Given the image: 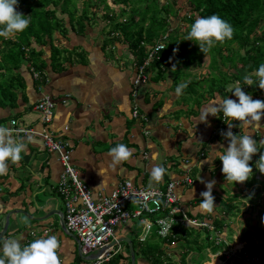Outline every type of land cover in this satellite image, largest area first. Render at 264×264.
<instances>
[{
	"label": "crops",
	"instance_id": "1",
	"mask_svg": "<svg viewBox=\"0 0 264 264\" xmlns=\"http://www.w3.org/2000/svg\"><path fill=\"white\" fill-rule=\"evenodd\" d=\"M91 48H88L87 60L84 59V64L79 68L69 69L66 63L63 72L54 73L50 68L46 70L47 74L41 76L46 77L47 86H40V77L37 81L29 76L23 88L17 87L16 103L0 105V119L22 113L24 121L41 129L34 105L48 94L55 100L54 118L49 130L57 139L65 140L72 146L73 164L94 197L109 193L118 181L125 178L136 184L156 187L166 182V175L168 181L179 180L185 172L191 174L195 170L196 183L192 187L177 185L176 193L183 207L193 214L205 215L206 211H202L197 204L200 193L206 190L205 182L215 180L214 190L221 187V179L215 173L217 160L208 159L211 157L210 150L218 148L223 152L230 139L223 135L212 137L216 116L209 114L203 120L202 114L213 99L200 107L198 115L187 113L193 104L185 102L184 96L188 93L184 90L182 95L175 94L174 67L169 68L160 81L151 80L141 84L135 88V92V66L131 58L125 63L126 69H112L93 58ZM102 50L100 45L98 52ZM78 63H74V67ZM22 70H26L24 66ZM182 81L185 80L181 79L179 83ZM150 84L155 85L154 89L149 90ZM159 84L161 87L158 89ZM164 85L166 88L162 87ZM233 87L230 85V88ZM214 99L219 100L220 96L217 94ZM158 100H162L161 105L156 104ZM135 107L140 111L139 118L132 116ZM238 123L236 120L233 122L231 131L242 135V127L236 128ZM16 138H22L25 149L21 159L15 163L9 162L7 173L0 176V227H4L6 214L12 211L8 230L1 239L16 238L23 246L34 239L56 235L60 241L58 255L62 264H84L85 260L78 254L77 241L63 229L58 215L52 214L45 220L36 219L45 217L57 208L65 211L60 207L63 200L55 197V194H59L57 184L62 171L58 156L47 152L39 136ZM118 143L127 145L132 155L113 166L108 150ZM202 143H206V148L199 153ZM144 152H147V157ZM155 165H162L166 169L159 183L150 178V171ZM99 170H102V174ZM140 223L144 226L143 222ZM46 227L50 231L44 235ZM134 229L135 226L128 228L124 237H133ZM32 231H35V235L31 234Z\"/></svg>",
	"mask_w": 264,
	"mask_h": 264
},
{
	"label": "trees",
	"instance_id": "2",
	"mask_svg": "<svg viewBox=\"0 0 264 264\" xmlns=\"http://www.w3.org/2000/svg\"><path fill=\"white\" fill-rule=\"evenodd\" d=\"M16 9L27 15L30 23L25 30L13 38L0 37V105L2 106L16 103L17 87L23 88L28 77H32L34 72L40 74L41 81L34 76L33 78L37 79L41 86L47 83L46 77L41 75L47 74L46 70L48 71L49 68L54 73H60L66 69L65 61H69L72 65L80 62L79 60L84 62V58L77 60L74 57V55L82 57L83 54V52H77L79 48L77 37L87 36V28L95 24L99 35L103 37L101 39L103 50L109 46L121 45L124 50L130 51L131 62H137L136 64H142L148 57L149 48H153L161 37L167 34L165 47L155 55L148 67V71L152 73L149 81H160L165 77L168 69L175 65L174 87L181 79L188 82L184 91L189 96L186 94L184 97L186 103L193 104L187 110L189 114L198 115L200 107L216 98L217 94L220 99L228 96L238 100L232 92H229L230 85L242 86V89L253 99L264 100V90L258 85H243V76L252 74L260 63H264V0H19ZM214 13L227 20L234 32L231 39L217 42L207 53H203L194 41L192 44L183 41V38L178 36V28L171 27L170 22L176 17L180 19V15L190 26L197 17ZM60 36H64L73 43V48L69 52L74 54L70 58L64 55L68 47L63 44L57 46L54 43L55 37L60 38ZM169 41L172 42L171 46ZM75 45L78 46L74 47ZM181 45L189 55V57H183V60L188 59L185 63L187 68L195 63L198 67H202L203 58L208 56V73L205 76L191 78L188 72H177L182 65L180 62L182 56L175 51ZM84 50L88 52V49ZM109 53L112 57L113 53ZM22 66L26 70H22ZM157 102L156 104H162V100ZM22 116V113H19L0 119V124L11 118L24 121ZM222 118V112H217L212 137L222 135V132L214 134L215 128L220 125L223 132L226 131L228 125ZM261 119L264 120V116ZM260 123L258 130L252 129L249 132L256 139L261 151H264V144H261L264 140V122L261 120ZM236 128L239 127L236 126ZM16 137H24V135H14V138ZM202 144L199 153L205 150L206 143ZM259 155L260 152L253 154V160L249 162L253 165L252 173H249V178L252 179L249 183L244 181L249 192V201L241 200L239 192L221 194L222 197L217 200L215 194H220L221 189L212 191L214 206L224 202L228 213L236 216L239 221L242 218L243 224L247 227L240 237L243 246L237 252L238 255L222 258L226 264H246L245 254L249 257L258 255L264 259V176L255 167V161ZM191 175L196 183L195 170H192ZM165 177L166 182L156 187L164 188L170 182L167 175ZM194 183L184 186L192 187ZM256 191H261L262 194L253 208L251 200L255 197ZM197 200L199 205L201 197ZM233 200L249 203L246 209L249 215L241 217V208L231 204ZM178 203L183 207L180 201ZM168 212L166 210L148 216L156 223L158 217L165 216ZM188 214L198 216L191 211H188ZM199 216L213 220L216 229L224 238L220 243L216 242L207 228L190 224L173 223L171 233L166 237H162L158 233V228H155L145 240L137 238L139 230L136 228L133 230L135 238L131 237L136 264L139 259L146 264H187L188 255L194 252L200 255V260H196V263L202 264V260L207 256V249L211 248L217 252L219 249L223 250L231 246L224 231L226 228L234 231L232 223H225L215 207L212 212ZM176 243L179 251L170 248ZM126 247V252L129 254V247ZM122 252L116 255L120 256ZM116 255L105 264H119L115 262ZM78 259H80L79 256ZM248 264H264V262Z\"/></svg>",
	"mask_w": 264,
	"mask_h": 264
},
{
	"label": "built area",
	"instance_id": "3",
	"mask_svg": "<svg viewBox=\"0 0 264 264\" xmlns=\"http://www.w3.org/2000/svg\"><path fill=\"white\" fill-rule=\"evenodd\" d=\"M167 36V34L163 35L153 48H149L148 57L142 64L134 63V91L139 85L149 81L148 67L155 55L165 47ZM33 76L38 79L39 73L34 72ZM34 109L39 114L41 129L17 118H11L0 126L8 127L13 136L21 134L28 139L39 136L47 152L58 156L62 171L57 190L65 206L66 228L78 237L83 255L98 253L96 258L85 260L84 264H105L121 252L122 245L117 236V229L119 225L128 223L132 218L144 224V232L139 235L140 240H145L155 228H158V233L162 237H166L171 233L173 223H180L207 228L215 237L216 242L220 243L221 240H218L220 232L216 229L212 219L190 216L188 211L178 203L177 185L190 186L194 183L189 172H185L182 179L170 181L164 188L138 185L125 178L118 181L109 193L94 197L72 163V150L70 149L72 146L65 140L57 139L49 130L54 118L55 100L45 94L35 103ZM132 116L139 118L140 111L137 107L133 109ZM220 132H223L221 125L215 128L214 134ZM144 155L147 157V152H144ZM152 192L159 194V206L155 203L157 197H154ZM166 210L169 211L168 214L158 217L156 223L148 216ZM49 231L50 228L46 227L43 234L47 235ZM31 234L35 235V231ZM221 253L229 258L236 255V250L230 246ZM245 259L248 263L264 262V259L259 256L249 257L245 254Z\"/></svg>",
	"mask_w": 264,
	"mask_h": 264
},
{
	"label": "clouds",
	"instance_id": "4",
	"mask_svg": "<svg viewBox=\"0 0 264 264\" xmlns=\"http://www.w3.org/2000/svg\"><path fill=\"white\" fill-rule=\"evenodd\" d=\"M18 3L19 0H0V37L4 39L15 37L30 23L27 15L17 11ZM233 32L232 25L214 13L197 17L183 39L194 41L203 53H207L217 42L231 39ZM173 67L175 68V65ZM187 83V81H182L175 87L174 91L177 96L182 95ZM243 85H258L260 89L264 90V63H260L252 74L243 76ZM229 92H232L238 100L228 96L219 100L213 99L211 105L202 115L204 116L203 120H206L209 114L217 116V112H222V119L228 125V130L222 132V135L230 139L227 148L223 147L224 151L219 156V160L222 161L221 171L226 182H244L249 178V173H252L253 165L249 162L253 160V154L257 152H260V155L255 161V167L264 173V151H261V147L257 145L251 132L237 136L231 131V128L234 126V120L250 128H259L261 117L264 116V100L253 99L242 89V86L230 88ZM261 144H264V140L261 141ZM24 149L25 144L22 142V138H14L8 127L0 126V176L7 173L9 162L15 163L21 159ZM108 155L111 164L116 166L128 160L132 153L127 145L118 143L109 148ZM208 159L216 158L213 155ZM99 172L102 174V170ZM165 172L166 169L162 165H155L150 171V178L159 183ZM214 184L215 180L205 182L206 190L200 193L199 208L202 211H213L215 204L212 189ZM152 195L157 197L155 203L159 206V194L152 192ZM59 248L60 241L56 235L37 238L23 246L20 240L8 238L0 241V264H62L58 255ZM236 255L231 257H236ZM222 257L226 256L222 255Z\"/></svg>",
	"mask_w": 264,
	"mask_h": 264
},
{
	"label": "rangeland",
	"instance_id": "5",
	"mask_svg": "<svg viewBox=\"0 0 264 264\" xmlns=\"http://www.w3.org/2000/svg\"><path fill=\"white\" fill-rule=\"evenodd\" d=\"M182 17V15H180V19H179V17H176L174 20H172L170 23H171V27H174V28H178V36H179V38H184L186 35H187V32L189 31V29H190V26H189V24L186 22V20L185 19H183V18H181ZM93 26H95V27H93ZM93 26H91V27H88L87 28V36H85V35H83V36H78L77 37V43H78V45H79V48L77 49V52H83V54H82V57H81V55H78V57H77V55H74V57H76V59L77 60H79V59H81V58H84L85 60H87V57H88V53H87V51L86 50H83V49H88V48H90V47H92L93 48V52L91 53V54H93V58H96V60L97 61H99V63H101V62H104L105 63V65H108L109 66V68H120V69H122V68H124V69H126V62H128L129 61V56H130V51L129 50H123L121 47H119V46H115V45H113V46H109V48H107L106 50H102V51H100V52H98V49L100 48V45H101V39L103 38L102 36H100L99 35V32H98V28H97V25L95 24V25H93ZM183 35H184V37H183ZM175 36V35H174ZM173 36V37H174ZM177 40V39H176ZM183 41H186V42H188V43H191L192 44V40H188V39H182ZM55 45H57V46H62V44H63V46L65 45L66 47H68L69 49H68V51H66L65 52V56L67 57V58H70L74 53L73 52H69L70 50H72V46H73V43L72 42H70L69 40H67L64 36H60V38H58V37H55ZM171 44H172V42L170 43V41H169V46H171ZM78 45H75L74 47H76V46H78ZM91 48V49H92ZM109 52H112L113 53V56H115L114 58H109L108 57V55L110 56V53ZM175 53H177V54H181V56H182V61H180L181 63H182V65H181V68L179 69V70H177V72L178 73H181V72H183V71H186V72H188L189 74H190V77L191 78H199V76H205L207 73H208V69H207V66H206V64L208 63V56H206V57H204L203 58V66L202 67H198V64H193V65H191V67L190 68H187L186 66V61L188 60H183V57H186V56H188L189 57V55H188V52L186 51V50H184L183 49V45H181L176 51H175ZM102 54H104V56H102ZM46 55H47V53H46ZM49 55V54H48ZM111 57V56H110ZM79 58V59H78ZM80 61V63H78V64H75L76 66L74 67V65H72L69 61H65V63H70L69 64V69L71 68V67H73V68H79V67H81V64H84V62L82 61L81 62V60H79ZM101 61V62H100ZM124 64V65H123ZM68 67V66H67ZM107 67V66H106ZM186 67V68H185ZM72 68V69H73ZM150 72V71H149ZM172 71H170V72H168V73H171ZM244 73H246V72H244ZM150 74H152L151 72H150ZM167 77V76H166ZM169 79H170V77H169ZM236 83H238V82H236ZM47 86V85H46ZM151 86V87H150ZM150 86H149V90L150 89H154V87L153 86H155L154 84L153 85H151L150 84ZM161 87V84H159L158 85V89ZM162 87H164V88H166V86L164 85V86H162ZM234 87H238L237 85H234ZM155 98H158V96H156ZM33 114V113H32ZM262 120V122H264V120L263 119H261ZM239 122V121H238ZM239 124V123H238ZM243 124L241 123V124H239V126L238 127H242V129H243V134L247 131V130H252V129H256V130H258L259 128H250V127H243L242 126ZM237 136H239V134L237 133ZM227 142H225V144H226ZM224 144V145H225ZM228 145H226V147H227ZM199 147V146H198ZM206 148V147H205ZM211 148V147H210ZM224 148H225V146H224ZM210 151H212L211 152V157H213V155H215V158H216V163L214 164V166H216V171H215V173H216V176H217V178H221V182H220V186L221 187H219V189H221V192H220V194L219 193H217V194H215V198L217 199V200H219L221 197H222V195L221 194H225V193H227V194H234V193H237V192H239V193H241L240 195H241V200H243V201H249L248 200V198H249V192L247 191V188L245 187L246 186V182H235V183H233V182H231V181H225V178L223 177V173H222V171H221V167H222V161L221 160H219V156H220V154L222 153V151H220L218 148L215 150V151H213V149H211ZM142 153V152H141ZM200 157H202V155H200ZM214 161V160H213ZM72 163H73V161H72ZM74 165V164H73ZM75 166V165H74ZM208 166V165H207ZM221 166V167H220ZM217 167H218V169H217ZM208 168V167H207ZM260 172V171H259ZM261 173V172H260ZM261 174H263V176H264V173H261ZM250 179H252V178H248L246 181L249 183V181H250ZM217 184H218V182H217ZM237 185V186H236ZM240 186V187H239ZM213 187H216V185H214ZM219 189H216L217 191L219 190ZM214 189H212V191H213ZM262 194V192L261 191H256L255 192V197L251 200V202H252V207L254 208V205L257 203V202H259V200H260V198H261V195ZM55 197L56 198H58V199H60L61 197L59 196V194H55ZM39 198V197H38ZM240 198H239V200H240ZM62 199V198H61ZM224 203V202H223ZM223 203H218V205L217 206H215V208L217 209V212H218V214H219V216L220 217H222L223 219H224V221H225V223H232V228L234 229V231H230V229L229 228H226L225 229V231H224V234L226 235V239L227 240H229L230 242H231V246H232V248L234 249L235 248V250H237L236 251V253L238 252V250H240L241 248H238L240 245L242 246L243 245V242L240 240V237H241V235H242V231L243 230H245V228H247L244 224H243V220H242V218H241V220L239 221V220H237V218H236V216H231L229 213H228V208L225 206L226 204H223ZM227 203V202H226ZM231 204H233V205H235V206H239L240 208H241V210H240V216L241 217H246V216H248L249 215V211H247L246 209H247V207H248V205H250L249 203H242L241 201H237V200H233L232 201V203ZM246 204V205H245ZM60 207L62 208V209H65V206H64V203L62 202V203H60ZM186 210H188V208H186V207H184ZM226 210H227V212H226ZM189 211V210H188ZM205 214H207L206 212H204ZM209 213V212H208ZM198 215V214H197ZM5 215H3L2 217H4ZM199 216V215H198ZM201 216H203V215H201ZM231 216V217H230ZM234 222V223H233ZM255 221H253V223H254ZM262 224V223H261ZM132 226H135L136 228H138V230H139V232H143L144 231V226L143 225H141V223L139 222V220H137V219H135V218H132L131 219V221H129L128 223H126V224H121V225H119L118 226V229H117V236L121 239V237H124V235H125V232H126V230L128 229V228H130V227H132ZM241 228H240V227ZM3 227V226H2ZM2 227H0V231H1V229H2ZM227 227V226H226ZM231 228V227H230ZM232 230V229H231ZM119 234V235H118ZM132 234H134V233H132ZM211 236H212V234H211ZM133 237L135 238V236L133 235ZM222 239H224L223 237H222V235H219V237H218V240H222ZM229 242V243H230ZM121 245H122V253H120L121 255L120 256H117L116 255V259H115V262H117V263H119V264H132V258H131V255H130V257H129V254L126 252L127 250V247L126 246H128L129 247V245H128V243L126 242V241H122L121 242ZM176 245H177V243L176 244H173L170 248H173L174 250H177V251H179L180 249H178V248H176ZM130 248V247H129ZM226 249H224V251H225ZM222 249H219L218 250V252H215V251H213L211 248H209V249H207L206 250V253H207V256H205V258L202 260V264H226V262L225 261H223V259L222 258H224V257H222ZM119 254V253H118ZM256 256H258V255H256ZM196 260H200V255H199V253H191V254H189L188 255V257H187V264H197L196 263ZM141 261V264H146L143 260H140ZM246 264H248V262L246 261V259H245V261H244ZM137 264H140L139 262L137 263Z\"/></svg>",
	"mask_w": 264,
	"mask_h": 264
},
{
	"label": "water",
	"instance_id": "6",
	"mask_svg": "<svg viewBox=\"0 0 264 264\" xmlns=\"http://www.w3.org/2000/svg\"><path fill=\"white\" fill-rule=\"evenodd\" d=\"M17 212H20V210H17ZM11 213H12V211H10V212H8L6 214L5 225L3 227V230L0 232V239L6 234V232L8 230ZM52 214H56V215H58L60 217V221H61L63 229H65L67 232H69L67 230V228H66V225H65L64 212L62 210L58 209V208L56 210H54L53 212H50L49 214H47L45 217L36 218V219L45 220L48 217H50ZM70 234H72V233H70ZM72 235H73V237L75 238V240L78 243V254H79V256L81 257L82 260H91V259H94V258H96L98 256V253H91L89 255H83L82 252H81V244H80V241H79L78 237L76 235H74V234H72ZM121 240L126 241L129 244L130 252H131V258H132V264H136L135 253H134V248H133V245H132L131 238H127V237L125 238L124 237V238L119 239L120 242H121Z\"/></svg>",
	"mask_w": 264,
	"mask_h": 264
},
{
	"label": "bare ground",
	"instance_id": "7",
	"mask_svg": "<svg viewBox=\"0 0 264 264\" xmlns=\"http://www.w3.org/2000/svg\"><path fill=\"white\" fill-rule=\"evenodd\" d=\"M137 63V62H136ZM186 185V184H185Z\"/></svg>",
	"mask_w": 264,
	"mask_h": 264
}]
</instances>
